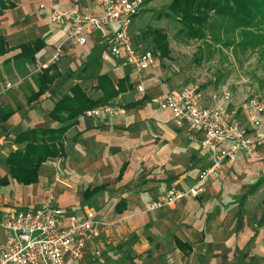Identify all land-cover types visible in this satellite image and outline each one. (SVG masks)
I'll list each match as a JSON object with an SVG mask.
<instances>
[{
	"label": "crops",
	"instance_id": "1",
	"mask_svg": "<svg viewBox=\"0 0 264 264\" xmlns=\"http://www.w3.org/2000/svg\"><path fill=\"white\" fill-rule=\"evenodd\" d=\"M40 4L59 9L76 4L99 12L91 0H0V74L15 83L8 92H1L0 84V106L5 110L0 114V178L8 175V154L24 146L14 142L19 133L69 124L62 138L64 154L41 162L36 182L23 184L8 176V184L0 185V211L42 206L49 187L57 184L55 176L64 172L74 176L67 186L79 198L62 208L81 215L92 208L88 204L93 201L100 209L96 210L97 218L99 211H112L124 223L119 229L134 231L132 248L144 251L153 246L159 254L171 249L163 264L264 263V196L255 212L242 213V204L248 205L251 197L264 190V167L257 172V163L239 155L223 169L235 177V183L227 179L228 183L214 181L208 187L216 178L211 177L204 194L150 208L170 186H192L198 172L210 164V154L201 143L203 130L172 120L168 110L159 109L151 101L163 89L179 88L160 83L155 57L152 65L139 74L119 57L106 55L97 34H88L83 46L68 39L67 26L51 24ZM35 43L39 48L32 56ZM60 43L62 58L39 69ZM24 44L29 49L22 51ZM25 72L30 74L28 81L17 85ZM138 83L144 88L142 94L136 89ZM74 86L96 100V106L119 104L124 106L123 113L101 119L84 112L76 119H67L64 112L52 116L53 106L65 95L72 97ZM202 90L209 106L223 104L213 96L227 89ZM242 102L235 104L230 99L227 108L248 130ZM262 128L264 131V119ZM260 145L251 158L258 155ZM222 185L226 188L220 193ZM94 187L91 195L85 193ZM52 195V204L61 207L56 204L54 190ZM137 232L140 243L133 237ZM4 235L0 229V245ZM92 243L71 264H96L90 263L96 255L89 256Z\"/></svg>",
	"mask_w": 264,
	"mask_h": 264
},
{
	"label": "built area",
	"instance_id": "2",
	"mask_svg": "<svg viewBox=\"0 0 264 264\" xmlns=\"http://www.w3.org/2000/svg\"><path fill=\"white\" fill-rule=\"evenodd\" d=\"M99 12H86L76 4L64 9L49 10V19L58 26H67L69 38L84 43L88 32L98 33L112 53L123 63L144 72L153 63L150 50H136L132 44L130 27L134 17L142 10L143 0H92ZM44 7L43 4L40 5ZM58 44L49 62L61 55ZM47 66L46 63L43 64ZM142 92V85L138 86ZM231 94L222 90L223 104L209 106L199 87H179L152 96L158 108L168 110L176 122H184L190 128H201L204 136L202 146L210 154V164L198 172L195 183L187 189L169 187L162 196L150 204L159 208L187 196L197 197L205 192L209 177H217L223 165L233 163L239 155L253 157L255 148L264 142V101L248 96L241 104L249 128L240 124L227 104ZM124 109L115 104H104L87 111L96 117L116 115ZM42 206L22 207L0 211V229L5 232L0 245V264H71L78 260L87 244L98 234V218L92 208L81 215L54 206L53 196H48ZM264 264V263H259Z\"/></svg>",
	"mask_w": 264,
	"mask_h": 264
},
{
	"label": "rangeland",
	"instance_id": "3",
	"mask_svg": "<svg viewBox=\"0 0 264 264\" xmlns=\"http://www.w3.org/2000/svg\"><path fill=\"white\" fill-rule=\"evenodd\" d=\"M143 2L144 4L142 10L133 19V22L135 23L132 22V25L130 27V35L132 37V44L134 45L136 50L146 49L150 50L153 53L155 57L154 66L160 73V83H164L168 85V87L170 85V87H199L205 90L212 91L227 89L230 91V98L235 104L241 103L248 96H255L264 101V44L254 48H247L245 50H242L232 44H213L210 43V41H200L195 38H188L178 32V30L180 29V24L174 19L173 16L167 14L168 9H166L165 6L170 2V0H143ZM53 8L56 7L47 8L44 5V7L42 8L47 10V17L51 24L54 23L50 21L48 14L49 10ZM79 8L83 11L91 13V11L84 10L81 7ZM96 8L99 11V8L97 6ZM149 27L160 28L164 31L167 38V56H158V51H156V47L154 48L153 42L149 35L150 33L147 32V29ZM144 32H146L148 36L143 34ZM93 33L97 34L102 42V38L98 33L88 32V34ZM88 34H86L87 39L89 36ZM236 34L229 33L228 37H236ZM68 39L80 46L85 45L87 42V39L82 44L69 37ZM61 44V55L55 62H58L63 56V43ZM102 44H104L103 49L106 50V55H108L109 53L113 54L111 47L107 43L102 42ZM207 45L208 47H206ZM206 48H208L209 51ZM55 51L56 48L54 52ZM53 53L51 54V56L53 55ZM50 57L46 61L41 63L39 69L48 68L51 64L55 63L49 62ZM119 58L122 60L123 63V59L121 57ZM44 63L47 64L46 67L43 66ZM137 73L141 74L142 72L137 71ZM29 76L30 74H26L25 72L21 75V78L16 82V84L19 85L20 83L27 82ZM0 82V84L3 86L1 92H8L11 88H13L15 84L8 81L4 77L2 78L1 74ZM139 85L142 84L138 83L136 85V89L142 94L144 93V88L141 92L138 89ZM163 91L166 90L163 89L159 93ZM115 105L124 109V106H121L119 104ZM90 109L85 110L84 113L97 119L105 117H116L123 113L120 112L116 115L96 117L87 113V111ZM3 111L5 110L0 106V114L3 113ZM259 148L260 151L255 158L246 159L247 162L257 163V172H259V170H262V168L264 167V142L259 146ZM223 169L224 165L221 169V173L216 178H213L211 181H209L208 187L214 181H219V183L221 184L228 183V180L234 182L235 177L231 174H227L226 171L224 172ZM222 172H224V175L222 174ZM73 177V175H68L64 172L57 173L54 178V180L56 179L57 184L56 186L54 185L53 187H49L51 191L48 192V194L46 195L47 198H49L48 196H53L52 192L54 190L56 194V204L61 207H65L69 204H72L75 199L79 198V195L73 193V191H70L68 189L69 185L67 186V183L70 184L74 180ZM225 188L226 186L222 185L218 192L221 193L222 191H224ZM263 196L264 190L251 197L248 205H246V203L242 204L243 215L246 210L255 212V209H258L259 206L262 204ZM88 206H92V209H94L95 212L96 210H100L96 206V203H94L93 201H91ZM110 212L111 213H109V210L107 209L105 212L99 211L98 213L100 217L98 218V234L95 239L90 241L91 243L93 242L92 244H94V247H92L93 250L92 252H90L89 256H92L94 252H96V255L95 257H93V261H90V263L96 262V264H163L167 262V258H169L168 255L171 252V249L169 248L164 249L163 254H159V249L153 246L152 248L144 251H138L139 249L136 250V248H132L134 242H132L133 238L131 234L134 231L119 229L124 228V223L121 222V220L118 219L119 217L117 215H114L112 211ZM120 225L121 227H119ZM133 237L136 238L139 243L141 242V235L139 232L134 233Z\"/></svg>",
	"mask_w": 264,
	"mask_h": 264
},
{
	"label": "trees",
	"instance_id": "4",
	"mask_svg": "<svg viewBox=\"0 0 264 264\" xmlns=\"http://www.w3.org/2000/svg\"><path fill=\"white\" fill-rule=\"evenodd\" d=\"M165 8L168 9L167 14L180 24L178 32L188 38L213 44H232L242 50L264 44V0H170ZM147 32L158 56H167L164 31L149 27ZM229 33H235L236 37H228ZM143 34L147 35L146 32ZM28 47V44H24L22 51L28 50ZM38 48L39 45L35 43L32 56ZM53 80L54 76L49 79L51 82ZM72 92V97L65 95L53 106L50 112L52 116L64 112L67 119H76L85 110L96 107V100L89 99L77 86L72 88ZM68 127L69 124L55 129L32 128L19 133L14 142L24 143V146L8 154V175L0 178V185L8 184V176L23 184L36 182L40 163L48 157L64 154L62 138ZM95 191L96 187L85 193L91 195Z\"/></svg>",
	"mask_w": 264,
	"mask_h": 264
}]
</instances>
